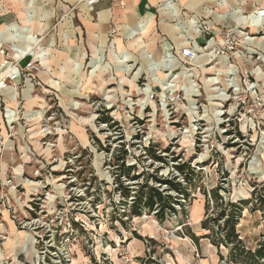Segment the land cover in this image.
<instances>
[{"label":"rangeland","instance_id":"1","mask_svg":"<svg viewBox=\"0 0 264 264\" xmlns=\"http://www.w3.org/2000/svg\"><path fill=\"white\" fill-rule=\"evenodd\" d=\"M244 2L243 20L263 21L264 0ZM214 6L217 48L222 33L233 30L235 49L179 57L174 72L108 50L95 56L59 35L23 33L0 47V264H179L183 258L202 264L209 258L207 250L192 249L210 242L191 238L207 234L204 191L249 200L264 187V26L257 32L231 26L234 9ZM189 16L208 27L204 17ZM106 117L112 122L104 123ZM182 164L195 176L185 186L189 199L175 205L177 215L164 224L155 213L130 216L131 199L121 198L117 184L133 190L147 179L158 187L152 177L183 182L175 169ZM248 207L237 229L255 246L264 217ZM220 252L228 254L224 247Z\"/></svg>","mask_w":264,"mask_h":264},{"label":"crops","instance_id":"2","mask_svg":"<svg viewBox=\"0 0 264 264\" xmlns=\"http://www.w3.org/2000/svg\"><path fill=\"white\" fill-rule=\"evenodd\" d=\"M214 5L221 11L234 9L231 26L256 32L264 26V19L253 23L243 20L244 0H236L232 6L227 0H99L93 7L86 0H0V47L10 40L19 42L23 33L28 39H34L31 32L37 38L54 35L57 39L59 35L61 42H82L85 52L95 56L108 50L111 56L129 55L136 63L148 59L163 71L174 72L178 58H183L175 50L191 47L203 53L206 36L214 37L218 31L220 23L216 25L213 19L214 11L217 12ZM192 12L208 20V27L201 29L198 17L189 16ZM217 18L223 17L218 14ZM12 26L16 35L5 38L4 30ZM196 27L200 29L196 31ZM197 249L210 254L202 264H220L215 255L218 249L213 245H195L192 250ZM183 259L184 263L179 264L193 263L189 258Z\"/></svg>","mask_w":264,"mask_h":264},{"label":"trees","instance_id":"3","mask_svg":"<svg viewBox=\"0 0 264 264\" xmlns=\"http://www.w3.org/2000/svg\"><path fill=\"white\" fill-rule=\"evenodd\" d=\"M103 122L108 124L112 122V119L106 117ZM146 151L150 153L151 149L147 148ZM150 156L156 161L164 162L161 156L155 154H150ZM175 169L182 176L186 185L177 181L176 177L169 179L152 177V180L159 185L158 187L150 185L149 179H147L145 184L139 185L137 189L133 190L123 187L122 183L117 184V191L120 192L121 198L131 199V203L127 207L130 216L141 217L144 213H155L158 222L164 224L171 215H177L178 211L175 205H180V198L189 199V192L185 186L192 184L195 170L191 169L189 164L176 165ZM137 178L134 177L132 180ZM163 186H166V189H162ZM219 191L218 188L211 189L208 193L204 191L205 217L201 222V227L207 234L201 237L191 235V238L196 244H199L201 239H207L211 245L218 249L220 262L264 264V225L263 232L255 246L248 244L237 229L243 211L249 209V205L253 207L251 210L260 212L264 217V187L262 189L256 187L249 200L225 198ZM171 192L177 194L176 199ZM221 247L228 250L226 257L221 254Z\"/></svg>","mask_w":264,"mask_h":264},{"label":"built area","instance_id":"4","mask_svg":"<svg viewBox=\"0 0 264 264\" xmlns=\"http://www.w3.org/2000/svg\"><path fill=\"white\" fill-rule=\"evenodd\" d=\"M86 1L90 7H93L99 0H86ZM121 4H122V2H121ZM259 16L264 18V13L262 11H260ZM204 28H206V27H204ZM242 34H244V36H245V34L247 35V33H244V32H242ZM247 36H248L247 38L249 39L250 38L249 35H247ZM252 39L253 38H251V40ZM235 40H236V33L233 30L232 31L229 30V31H225L222 33V37H221V41H222L221 44L222 45H220L219 49L217 48L215 38L211 37L210 40L207 41V44L205 45V47L203 49V51H204L203 53H198L193 48L187 47V48L180 49L179 54L184 59H189V60L194 59L196 57L199 58V57H203V56H209V51H211L212 49L217 51L218 54L228 55L229 53H231L235 49ZM199 54H201V55H199ZM126 259H127V257H126ZM223 262H224V264H227L225 261H223Z\"/></svg>","mask_w":264,"mask_h":264},{"label":"bare ground","instance_id":"5","mask_svg":"<svg viewBox=\"0 0 264 264\" xmlns=\"http://www.w3.org/2000/svg\"><path fill=\"white\" fill-rule=\"evenodd\" d=\"M264 13V12H263Z\"/></svg>","mask_w":264,"mask_h":264}]
</instances>
